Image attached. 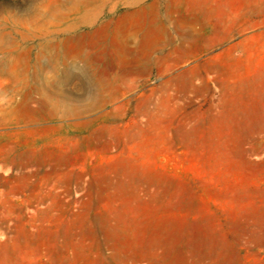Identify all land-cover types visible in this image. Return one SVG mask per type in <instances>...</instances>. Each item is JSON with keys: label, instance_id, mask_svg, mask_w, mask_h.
Returning <instances> with one entry per match:
<instances>
[{"label": "rangeland", "instance_id": "obj_1", "mask_svg": "<svg viewBox=\"0 0 264 264\" xmlns=\"http://www.w3.org/2000/svg\"><path fill=\"white\" fill-rule=\"evenodd\" d=\"M0 264H264V0H0Z\"/></svg>", "mask_w": 264, "mask_h": 264}, {"label": "bare ground", "instance_id": "obj_2", "mask_svg": "<svg viewBox=\"0 0 264 264\" xmlns=\"http://www.w3.org/2000/svg\"><path fill=\"white\" fill-rule=\"evenodd\" d=\"M97 10V12H98V10L99 9H96ZM95 12V11H94ZM96 12V13H97ZM95 14V13H94ZM92 16H93V14H92ZM90 18V17H89ZM90 20V19H89ZM89 20H87V21H89ZM96 23V22H95ZM103 52V51H102ZM88 59H89V57H88ZM83 69V68H82ZM88 74V73H87ZM88 76H90V75H88ZM63 82V81H62ZM95 82V81H94ZM97 83V82H96ZM52 84H53V82H52ZM101 84V83H100ZM107 85V84H106ZM95 86V85H94ZM89 88V87H88ZM92 88V87H91ZM104 88V87H103ZM106 89V88H105ZM93 90V89H92ZM48 91V90H47ZM95 94H96V92H95ZM58 95V94H57ZM97 97V96H96ZM45 98V97H44ZM47 98H45V100H46ZM57 99V98H56ZM93 100V99H92ZM96 101V100H95ZM99 101V100H98ZM60 102V101H59ZM63 103V102H62ZM47 105V104H46ZM95 105V104H94ZM54 106H56V107H59V104H58V102H57V104H54ZM64 106H66V105H64ZM63 106V107H64ZM66 108V107H65ZM50 114V113H49ZM55 115V114H54Z\"/></svg>", "mask_w": 264, "mask_h": 264}]
</instances>
